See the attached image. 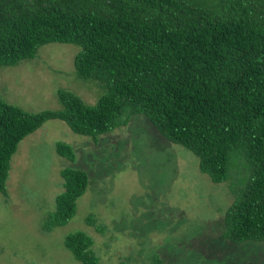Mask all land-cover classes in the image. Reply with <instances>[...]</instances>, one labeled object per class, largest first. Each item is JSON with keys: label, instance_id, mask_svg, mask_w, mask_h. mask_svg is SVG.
Wrapping results in <instances>:
<instances>
[{"label": "trees", "instance_id": "obj_1", "mask_svg": "<svg viewBox=\"0 0 264 264\" xmlns=\"http://www.w3.org/2000/svg\"><path fill=\"white\" fill-rule=\"evenodd\" d=\"M51 43L78 46L74 70L103 94L87 105L58 91L62 108L37 113L0 96V194L20 142L47 121L95 145L142 115L192 152L213 183L227 181L222 242L264 241V0H0V67ZM55 154L76 164L67 143L57 142ZM72 166L59 172L62 191L45 230L66 225L86 192L88 173ZM87 223L104 233L95 219ZM65 247L80 264H100L83 232ZM149 264L182 263L155 255Z\"/></svg>", "mask_w": 264, "mask_h": 264}, {"label": "rangeland", "instance_id": "obj_2", "mask_svg": "<svg viewBox=\"0 0 264 264\" xmlns=\"http://www.w3.org/2000/svg\"><path fill=\"white\" fill-rule=\"evenodd\" d=\"M78 51L51 43L33 59L1 66V98L30 113L61 109L58 91L94 105L103 93L74 70ZM99 139L94 145L64 122L49 120L20 142L7 195L0 194V264H80L65 247L77 232L93 240L100 264H149L155 255L182 264H264V241L230 245L220 239L221 212L232 200L227 181L213 183L192 152L166 140L142 115ZM59 141L73 148V166L88 173L89 183L73 218L49 231L43 224L62 191L59 172L72 166L55 154Z\"/></svg>", "mask_w": 264, "mask_h": 264}, {"label": "bare ground", "instance_id": "obj_3", "mask_svg": "<svg viewBox=\"0 0 264 264\" xmlns=\"http://www.w3.org/2000/svg\"><path fill=\"white\" fill-rule=\"evenodd\" d=\"M165 218V217H164ZM157 223V222H156ZM195 248V247H194ZM198 249V248H197Z\"/></svg>", "mask_w": 264, "mask_h": 264}]
</instances>
